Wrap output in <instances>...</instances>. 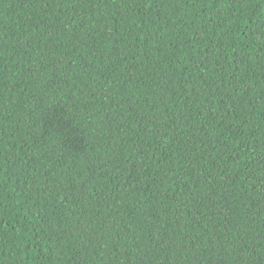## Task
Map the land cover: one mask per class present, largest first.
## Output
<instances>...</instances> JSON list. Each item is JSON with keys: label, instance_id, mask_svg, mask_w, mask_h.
<instances>
[{"label": "trees", "instance_id": "trees-1", "mask_svg": "<svg viewBox=\"0 0 264 264\" xmlns=\"http://www.w3.org/2000/svg\"><path fill=\"white\" fill-rule=\"evenodd\" d=\"M0 264H264V0H0Z\"/></svg>", "mask_w": 264, "mask_h": 264}]
</instances>
